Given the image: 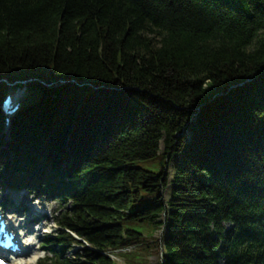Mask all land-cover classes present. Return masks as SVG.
<instances>
[{"label": "trees", "instance_id": "obj_1", "mask_svg": "<svg viewBox=\"0 0 264 264\" xmlns=\"http://www.w3.org/2000/svg\"><path fill=\"white\" fill-rule=\"evenodd\" d=\"M0 167L61 206L37 264H264V0H0Z\"/></svg>", "mask_w": 264, "mask_h": 264}, {"label": "rangeland", "instance_id": "obj_2", "mask_svg": "<svg viewBox=\"0 0 264 264\" xmlns=\"http://www.w3.org/2000/svg\"><path fill=\"white\" fill-rule=\"evenodd\" d=\"M11 84V83H10ZM16 84V83H15ZM13 86V85H10ZM15 94H18L21 99L28 100L30 98H37V94L27 92L25 90H16L14 91ZM27 102V101H26ZM14 105L16 103L13 102ZM163 144L162 150L159 152V155L147 159V160H139L136 161L135 164L138 167L143 169H147L156 173H160L163 167ZM178 162V157H174L171 163L168 165V172L171 175V178L174 173V168ZM3 172V168L0 167V173ZM167 195L169 194L166 192ZM166 195V196H167ZM0 203L5 207L7 215L10 219L14 218L16 221L22 222L28 218L34 217V215L42 216L39 222H35L31 224L30 231L32 235H29L34 241V246L30 249L24 256L18 257L13 263L11 264H36L39 258H42L45 254L43 252L42 243L45 238L48 236L54 235L58 229V225L56 223L57 219L59 218L62 210L61 206L46 197H37L35 193H28L27 191H17V190H8L6 187H2L0 185ZM150 201H148L144 195L143 199L139 204H135L132 207V211H136L137 208H143L144 206L148 205ZM13 219V221H14ZM14 225V222L12 223ZM24 226L20 227V233H25L26 230L23 228ZM134 227V226H132ZM137 230H141L140 226H135ZM160 232H156L154 234L155 237H159ZM22 247V246H21ZM29 247V246H27ZM159 251L154 250L148 254L141 253L140 250L136 249V247H130L127 250H124L120 253H109L108 255H112L111 258L115 260L118 264H132L128 262L126 259H136L139 263H147V264H159L161 261V254L158 253ZM133 255V256H131ZM138 258V259H137ZM141 259V260H140Z\"/></svg>", "mask_w": 264, "mask_h": 264}, {"label": "bare ground", "instance_id": "obj_3", "mask_svg": "<svg viewBox=\"0 0 264 264\" xmlns=\"http://www.w3.org/2000/svg\"><path fill=\"white\" fill-rule=\"evenodd\" d=\"M41 217L42 216H40V218ZM40 218H39V215H34V217L28 218L27 221L25 219L22 222H19V221H15L14 222L15 226H19V227L24 226L23 228H25V230H26L24 235L21 234L22 237L19 238L20 239L19 249H20V253L23 254V255H25L34 246V241H33V239H30L31 237L29 236V235H32L33 234L32 232H34V231H30V227L29 226L31 224L35 223V222H39ZM27 246H29V247H27ZM127 249L117 250V251H114V253L115 252L119 253V252H122V251L127 250Z\"/></svg>", "mask_w": 264, "mask_h": 264}]
</instances>
